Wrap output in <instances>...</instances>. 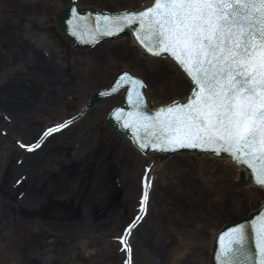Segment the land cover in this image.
Instances as JSON below:
<instances>
[{
    "label": "rangeland",
    "instance_id": "374dc122",
    "mask_svg": "<svg viewBox=\"0 0 264 264\" xmlns=\"http://www.w3.org/2000/svg\"><path fill=\"white\" fill-rule=\"evenodd\" d=\"M16 1L19 3V0L13 2L17 4ZM130 1L121 0V7H130L131 4H127ZM84 2L93 6L99 4L98 0ZM110 3L104 0L103 7H109ZM54 38L57 40L56 36ZM64 50L72 65L67 69L56 65L51 82L40 84V80L32 77L35 92L31 91L32 84L27 83L31 81L27 78L22 81L20 76L22 87L10 88L8 94L2 88L4 77L0 78V137L4 131L13 145L18 139L26 143L33 141L43 127L73 116L86 102L87 93L107 85L117 70L130 64L119 56L116 59L108 56L103 63L96 55L99 51L85 59L81 55L77 58L78 52L73 53V49L75 58L67 47ZM100 63L107 67L106 73L97 70ZM147 65L150 69L148 62ZM7 66L6 63L0 73H6ZM161 66L164 70L165 64ZM145 80L149 82L148 78ZM160 80L162 83L153 87L156 97L164 101H155L157 103L178 97L188 89L181 75ZM115 101L118 100L104 101L98 106L111 107ZM103 108L89 112L33 154L21 150L20 154L3 160L6 150L0 149V259L3 258L0 263L121 264L123 254L118 250L117 236L135 212L139 177L143 166L150 164L151 159H144L116 139L105 125L108 112ZM95 126L104 137L100 145L95 141L91 144ZM85 133L91 135L89 140ZM0 148H5L1 142ZM174 157L171 163L166 162V168L158 167L153 174L150 212L131 238L133 264H166L164 258L171 249L174 250L181 239L189 247L194 236L200 237L203 245L200 249L187 248L183 264H202L215 229L244 214L249 207L253 211L259 202L252 200L249 204L247 197L240 196L247 203L242 208L244 211L237 214L218 211L221 203L215 209L212 196L208 200L202 197L205 190L200 188L196 161ZM218 169L221 172L223 167ZM222 186L232 192L240 189L235 181L222 183ZM229 197L231 199L232 195ZM210 202L214 206L209 207Z\"/></svg>",
    "mask_w": 264,
    "mask_h": 264
},
{
    "label": "snow or ice",
    "instance_id": "6c2138e0",
    "mask_svg": "<svg viewBox=\"0 0 264 264\" xmlns=\"http://www.w3.org/2000/svg\"><path fill=\"white\" fill-rule=\"evenodd\" d=\"M103 20L113 21L117 30L137 24L144 47L156 55L170 53L192 80L189 98L151 114L143 108L140 88L145 82L136 77L128 81L136 96H130L134 111L127 122L140 126L141 146L227 150L250 164L264 186V0H152L140 10H122ZM65 126L54 125L47 132ZM147 199L146 182L142 200ZM245 236V226H238L235 239L242 243ZM119 239L130 259L127 237ZM257 246L259 264H264V231ZM237 252L235 245L225 246V264H238Z\"/></svg>",
    "mask_w": 264,
    "mask_h": 264
},
{
    "label": "bare ground",
    "instance_id": "6f19581e",
    "mask_svg": "<svg viewBox=\"0 0 264 264\" xmlns=\"http://www.w3.org/2000/svg\"><path fill=\"white\" fill-rule=\"evenodd\" d=\"M13 1L14 0H0V71L6 63L8 64L7 68H5L6 73L2 71L0 74H4L1 75L0 78L4 77V79L2 80V82L4 83L2 88L6 90L8 94L10 88L20 89L22 87V83L21 81H19L20 76L22 78V81H24L26 78L30 80V83L27 82L30 86L34 79H38L41 81L40 84H44L48 81L51 82L54 73L53 71L57 70L56 65H58L59 67H64L66 69L68 66H71L73 61L68 60L67 51L64 50L65 47L69 49L68 53H72V49L74 51L73 53L78 52V56L76 55L77 58H79V55L83 56V58H89L91 53L99 51L100 54L96 55L100 56L99 60L103 63H105V58H108V56H111L115 59L119 56V58L129 61L130 64L126 65L125 68L120 69L118 72H116L115 77L118 79L120 76H122V73L124 74L127 72L130 73V75L133 77H136L140 80L143 79L145 82V78H148L149 82H146L148 86L146 92L148 98L147 106L151 110H154L160 105H163V103L156 104L157 102L155 101H164V99L160 100L156 97L157 91L153 86H159V84L162 83V80L160 79H163V81H167L169 80V78L174 79L179 78L180 75L184 76V73L176 67L173 60H171L170 58L166 57L165 55H162V57H157L146 52L141 44L133 40L130 27L126 28L123 32L114 37L98 39L86 46L77 45L76 43L72 42L69 38H67L61 28V14L67 7L71 5H73L80 12L100 11L110 14H117L122 10H133L148 2L149 0H138V3H136V0H133L135 3L131 0L127 3L128 5L129 3L131 4L130 7H121V4L123 3L121 2V0H110L111 3L109 4V7L106 5V8L103 7L104 0H98L99 4L95 5L96 8L93 7V5L85 3L84 0H19V3L16 1L17 4H15ZM14 15L16 16L14 17ZM54 36H56L57 40L54 38ZM60 39L61 42H59ZM58 47L61 49V51ZM55 51H58L60 54L58 55ZM73 53L72 56L74 57ZM57 57L59 58L56 59ZM146 61L150 64V69L146 67ZM65 62L68 64H65ZM2 63H4L3 66H1ZM103 63H100V67H98L97 70L106 73L108 69L107 67L103 66ZM162 63L165 64V66H163L165 67L164 70L161 69L162 66L160 67V64ZM111 73H113V71ZM18 74L20 75L18 76ZM32 77H34V79H31ZM184 79H186L185 82H187L188 84V89L181 95V99L179 100H184L186 97H188V94H191L193 91L191 79L187 75H185ZM109 81L107 83L108 87L106 89L104 87L107 85H104L103 87H100L102 89L98 92L95 90L93 92H90V94L87 93L84 101L95 104L96 101H99L100 98V101H102L103 103L104 101H112L115 99L118 100L121 96L119 95L120 93L123 96L125 92L122 90H116L114 94H107L105 92V90L109 91L110 87L112 86L111 84L113 82H111L110 79ZM33 84H35V82H33ZM33 84L31 87V91L35 92ZM6 86H8V88ZM7 93L5 92V95L9 96ZM97 94L101 95L97 96ZM0 95L2 97V93H0ZM9 98L12 100L10 96ZM10 99L8 100L10 101ZM115 102L112 103V106H117V102ZM88 103L86 107H89ZM118 105L120 107L122 103H118ZM102 107H104L103 111L105 110L106 112H108L111 108L108 107V105L99 107L98 104H96L94 107L90 108L89 111H87V114H89V112L92 113L95 111H99ZM5 116L9 119L8 114H6ZM94 120H97L96 117L93 118V121ZM106 120L108 121H105L106 124L109 127H112V122L109 119ZM58 124L60 125L62 124V122L57 121L55 123L47 125L46 127L49 128ZM73 125L75 124L69 125L68 129L73 127ZM95 127L97 128V126ZM114 132L115 135H117L119 138L123 137L117 128H115ZM100 134L101 132L97 128L94 132V135H92L93 139L91 140V144H93L95 141L98 142V145H100L102 138H104ZM1 135L3 138L0 137V142L5 148L0 149L6 150V152L2 155L3 160L7 159L10 155L12 156L13 154H20L21 150H23L22 145L28 144L26 142H22V144V139H18L20 143L18 140L14 142L15 145H17L16 148L15 145L12 144L11 140L8 141L9 138L7 136L9 135L7 132L1 131ZM84 135H87L86 139L88 140L91 137V135L87 133H85ZM120 143L122 145L128 144V147L132 149L130 144L125 140H120ZM174 155L183 157L184 159L186 158L191 162L196 161L195 163L198 166H196L198 168H196V170H198L200 176L198 180L200 182V188L205 190V193H203L202 197L208 200L210 196H212L214 200L213 202L216 206L213 208L215 209L218 207L217 205L221 203V208L218 211L226 210L227 212H233L234 214L241 213V210H245L242 209L244 205L246 206L247 203L251 204L252 200L254 201L257 199L259 200V202L256 204L257 209L263 205L264 189L261 187L262 185H256L249 177L244 174L243 168L233 162L230 158L219 154H217V156H214L212 154L204 152H177V154ZM174 155L172 153L171 155H164L163 153H149L143 155L144 159L150 158L152 160L151 167L147 172L146 170L144 172L145 166H143L142 168V173L144 172L146 176V181L148 183L147 189L149 190V192H152V187L154 184L153 174L156 169L158 167L166 168L168 166L166 162L168 163L170 161L171 163L172 158H175ZM218 167H223L221 172ZM142 178L143 177L140 174L139 180L142 181ZM232 181L237 182V187H239L240 189L234 190L232 192V190H226V188H223L224 186H222V183H229ZM149 185L151 186V188ZM233 186H235V183ZM141 191L142 187L140 186L138 198H140L141 196ZM150 195L151 194H149V196ZM230 195H232V197L231 199L230 197L228 199V196ZM240 196H242V199L244 197H247L249 201H247V203L243 202L244 200L240 199ZM214 204L210 202L208 205L210 207L214 206ZM249 210L250 207L249 209H246L244 214L241 213L236 218L228 220V224L231 221L240 219V217H242V220L249 217L251 215V211ZM137 212L138 206L136 209V213ZM146 218L142 220L141 224L146 220ZM127 225L128 224L125 223L122 229H120L119 236H122V233L124 232V229ZM226 225L227 221L224 222L221 227L215 229L214 233L216 232L217 234L218 229L222 230ZM138 227L132 233L131 237L135 236ZM13 234L14 232L12 233V235ZM215 240L216 236L212 234V238L208 242V255L206 260L201 262L202 264L211 263ZM129 241L130 240L127 238V243H129ZM191 241L192 244L190 243V246L188 247L186 241L181 239L180 244L175 247L174 250L171 249V251L169 252V256H166L164 258L166 260V264H183L188 253L187 248H190V250H194V248L200 249L204 242L201 241L200 237L198 236H194ZM119 248L121 249V243H118V250ZM1 261H3V258L2 260L0 259V262ZM8 264L14 263L11 262Z\"/></svg>",
    "mask_w": 264,
    "mask_h": 264
},
{
    "label": "water",
    "instance_id": "95a60500",
    "mask_svg": "<svg viewBox=\"0 0 264 264\" xmlns=\"http://www.w3.org/2000/svg\"><path fill=\"white\" fill-rule=\"evenodd\" d=\"M150 3H152V0H149L148 2L142 4L141 6L135 8L133 10H140V9L148 6ZM77 13H78V17H77ZM108 14H110V13H105V12H100V11L80 12L73 5H71V6L67 7L61 14V17H60L61 28H62L64 34L67 36V38H69L72 42L76 43L77 45H81V46L89 45L90 43H87L86 42L87 40L92 39L91 41L94 42L98 39L114 37V36L120 34L121 32H123L128 27L131 28V34H132L133 40L138 42L139 44L141 43V39L139 40L137 34H134L135 29H137L136 28L137 24H132L131 26L123 27L122 30H117L116 32H114L113 29L115 27L113 26V21L103 20L104 17H110V16L115 15V14H110V15H108ZM79 22H81L84 26H80ZM86 27H88V28H86ZM124 77L130 78V80H131L133 76H131V75L125 76L124 75ZM117 80H119V78ZM113 84L109 89L110 92L114 90ZM132 104H133V102H132ZM126 106H127V104H126ZM148 110H151V109L148 108ZM110 121L112 122V120H110ZM112 124H114V123L112 122ZM139 127L140 126L138 125V129H139ZM117 128L121 134L125 133V135H129L127 130L123 131L122 130L123 128L120 125ZM128 131L130 133V130H128ZM131 132H133V131L131 130ZM139 132H135L136 135L139 134ZM123 134H122V136H123ZM180 148H183V149L179 152H200L198 150H195V148L192 147L191 145H187L186 148L180 146ZM180 148H178V149H180ZM185 150H188V151H185ZM214 151L216 152V154L223 155V153L227 150L221 151V150H217L214 148ZM151 153H162V152L153 151ZM243 172L247 177H249L250 174L247 173V171L244 168H243ZM263 205H264V203H263ZM263 205L260 208H258L257 215H258L259 211L261 210V208H263ZM246 219L250 220L251 215L249 217L245 218L244 220H246ZM258 225H259V223L258 224L254 223V226H258ZM261 232H262V230H261ZM237 249H238V252H237V256H236V261H238V264H250L249 262H251L252 264L253 263L259 264V259H258L259 250L257 248L253 249V247H250V245L246 244L245 246L237 247ZM221 256L222 255H220V257ZM217 259H218V256H216L215 251H213L210 264H218Z\"/></svg>",
    "mask_w": 264,
    "mask_h": 264
}]
</instances>
